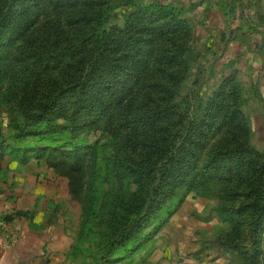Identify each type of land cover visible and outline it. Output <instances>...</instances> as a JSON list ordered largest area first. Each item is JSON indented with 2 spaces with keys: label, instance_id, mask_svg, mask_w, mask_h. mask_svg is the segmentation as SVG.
<instances>
[{
  "label": "trees",
  "instance_id": "obj_1",
  "mask_svg": "<svg viewBox=\"0 0 264 264\" xmlns=\"http://www.w3.org/2000/svg\"><path fill=\"white\" fill-rule=\"evenodd\" d=\"M28 1L33 11L24 8L10 33L6 18L22 12V0H0V122L6 117L13 130L12 142H0V161L43 159L67 178L83 207L73 249L95 248L81 264L132 262L191 192L217 199L215 211L229 224L219 245L242 264H264V149L249 145L223 89L207 120L173 102L186 71L180 11L148 5L105 30L108 6L83 0L68 19L81 38L56 47L38 28L51 0ZM105 119L109 152L87 140Z\"/></svg>",
  "mask_w": 264,
  "mask_h": 264
},
{
  "label": "rangeland",
  "instance_id": "obj_2",
  "mask_svg": "<svg viewBox=\"0 0 264 264\" xmlns=\"http://www.w3.org/2000/svg\"><path fill=\"white\" fill-rule=\"evenodd\" d=\"M95 1L109 8L108 19L103 26L105 30L122 27L135 12L148 5L170 6L179 10L180 18L188 28L182 34L185 45L180 46L184 52L182 65H186V71L177 81L173 102L182 111L189 110V115L195 121L207 120L209 109L214 106L218 108L217 104H221L219 92L223 89L225 101L231 104L229 110L247 125L245 135L249 145L256 151H263L264 0ZM82 2L83 0H51L50 6H46L40 13L41 26L37 24L38 19L36 24L39 32L46 34L48 43L54 44L55 40L58 47L81 38L80 27L71 25L68 19L69 13L80 8ZM27 7L29 12L33 11L29 7V1L22 0V12L17 8L11 11L6 19L12 17V26L6 31L12 33L19 30V22L25 15L23 10ZM56 21L61 24H56ZM43 83L44 81L39 88L45 89ZM220 109L222 110L221 106ZM0 115H6L3 108L0 109ZM5 118L0 122L4 124H0V142H12L10 136L13 130L6 127ZM108 130L105 119L100 130L87 136L88 142L98 140V145L104 144L102 149L111 151L112 137ZM233 136L235 137L232 134ZM4 160L8 162L6 155L2 161ZM2 161L0 188L5 187L8 192L18 188V196L24 197V200L36 196L34 204L40 208L38 211L36 209L35 215L43 223L48 220L59 223L61 228L58 235L64 233L69 238L70 245L65 253L64 264L89 261L87 252L93 253L95 248L90 250L85 245L79 249L80 252L73 249L83 207L81 197H73L69 193L67 178L53 170L43 159L38 162L31 160L25 166L16 163L18 167L10 162L3 167ZM216 204L217 199L213 197L188 193L178 210L158 232L154 242L146 250L134 255L132 262L125 264H242L238 254L225 249L216 241L221 237L224 239L229 229V224L222 221L216 213ZM262 246L264 252V235ZM152 253H155L153 257Z\"/></svg>",
  "mask_w": 264,
  "mask_h": 264
},
{
  "label": "crops",
  "instance_id": "obj_3",
  "mask_svg": "<svg viewBox=\"0 0 264 264\" xmlns=\"http://www.w3.org/2000/svg\"><path fill=\"white\" fill-rule=\"evenodd\" d=\"M1 165L5 167L8 162L4 160ZM18 194V188L10 192L5 187L0 188V217L5 214L13 216L8 222L0 221V264H64L65 253L70 245L69 238L64 233L58 235L61 228L59 223L52 220L43 223L35 215L36 209L38 211L40 208L34 204L36 196L24 200ZM16 212L26 213L15 215ZM165 260L168 263V259Z\"/></svg>",
  "mask_w": 264,
  "mask_h": 264
}]
</instances>
